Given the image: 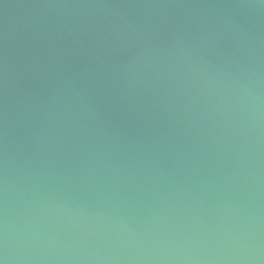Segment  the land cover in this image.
Returning a JSON list of instances; mask_svg holds the SVG:
<instances>
[{
	"label": "water",
	"instance_id": "water-1",
	"mask_svg": "<svg viewBox=\"0 0 264 264\" xmlns=\"http://www.w3.org/2000/svg\"><path fill=\"white\" fill-rule=\"evenodd\" d=\"M0 264H264V0H0Z\"/></svg>",
	"mask_w": 264,
	"mask_h": 264
}]
</instances>
